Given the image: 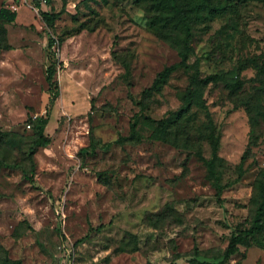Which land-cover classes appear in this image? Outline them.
Returning <instances> with one entry per match:
<instances>
[{"label":"rangeland","instance_id":"374dc122","mask_svg":"<svg viewBox=\"0 0 264 264\" xmlns=\"http://www.w3.org/2000/svg\"><path fill=\"white\" fill-rule=\"evenodd\" d=\"M220 4L222 13L196 17L185 67L184 34L152 26L146 2L0 0L17 11L14 22L0 20L3 258L264 264V227L222 261L264 191V0ZM197 68L226 82L202 86L208 113L194 105L161 132ZM38 118H47L51 143L36 149L32 170ZM211 121L220 135V196L206 164ZM176 137L190 146L173 145Z\"/></svg>","mask_w":264,"mask_h":264},{"label":"trees","instance_id":"16d2710c","mask_svg":"<svg viewBox=\"0 0 264 264\" xmlns=\"http://www.w3.org/2000/svg\"><path fill=\"white\" fill-rule=\"evenodd\" d=\"M49 1V0H48ZM136 2H146L150 6L149 11L153 13L151 19V25L158 27L160 30L166 33H182L184 34L182 39V49L180 51L181 55V65L188 67V58L194 53V49L190 44L192 39V26L196 17L201 16L204 11L209 14L222 13L225 10L223 4H220L223 0H135ZM44 18L50 22L54 19L55 15L49 12L43 13ZM17 17V11L11 10L8 7L0 8V20L6 22H14ZM53 45V41H50L49 46ZM172 67L167 68L164 73H159L156 77L153 85L148 88L149 91L156 88L161 79L164 78L165 74L172 70ZM214 82H226V79L221 74H208L201 76L199 68L196 69L195 74L192 76L191 84L189 90L186 94L184 104L176 111H174L170 118H165L160 120L161 132L166 129V123L169 120L178 118L183 120L186 115L191 111L192 106L196 105L204 109L208 113V106L202 94V86L204 84ZM147 90V91H148ZM47 118H38L36 121L37 135L31 142L28 148V157L31 162V169L35 168L34 154L38 147H47L51 143V137L46 135L44 132L45 125L47 123ZM208 129V139L211 144V157L206 159V164L208 167L209 174L213 179V183L217 189V195L220 196L225 185L221 182V173L218 170L219 164L222 162V158L219 155L220 149V135L215 133V128L212 125L207 127ZM135 130V124H133V131ZM4 132L0 127V139L2 138ZM172 144L177 147H189L190 140L186 138L185 140H180L176 137L175 140H171ZM201 155V154H200ZM30 178L33 180L34 177L31 175ZM264 227V191L261 193L260 198L257 202L256 211L253 216V222L251 226L245 229H240L236 234L230 237L227 248L222 255V261H229L230 258L238 251L240 243L244 242L249 238H253L258 232ZM0 264H21L19 260L11 261L8 257H2L0 254ZM215 264V263H207Z\"/></svg>","mask_w":264,"mask_h":264},{"label":"built area","instance_id":"2783aa9c","mask_svg":"<svg viewBox=\"0 0 264 264\" xmlns=\"http://www.w3.org/2000/svg\"><path fill=\"white\" fill-rule=\"evenodd\" d=\"M47 1H48V0H43L44 3H47ZM29 126H30V124H29Z\"/></svg>","mask_w":264,"mask_h":264}]
</instances>
